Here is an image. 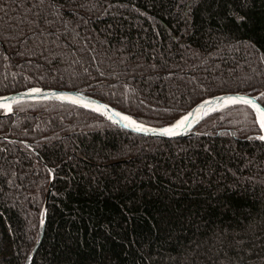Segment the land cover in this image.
I'll use <instances>...</instances> for the list:
<instances>
[{
	"label": "trees",
	"instance_id": "obj_1",
	"mask_svg": "<svg viewBox=\"0 0 264 264\" xmlns=\"http://www.w3.org/2000/svg\"><path fill=\"white\" fill-rule=\"evenodd\" d=\"M30 89L154 128L222 95L264 106V0H0V98ZM196 133L139 137L55 102L0 117V264L35 250L53 173L32 264H264L255 113L227 108Z\"/></svg>",
	"mask_w": 264,
	"mask_h": 264
},
{
	"label": "water",
	"instance_id": "obj_2",
	"mask_svg": "<svg viewBox=\"0 0 264 264\" xmlns=\"http://www.w3.org/2000/svg\"><path fill=\"white\" fill-rule=\"evenodd\" d=\"M34 89L27 90L25 92L15 94V95H9L6 97H1L0 102H3L5 104L11 103L12 101H16V103H12V111L8 112L5 108H0V112H4V116L0 117H6L10 116L14 113V110L16 107L24 105V104H30V103H48V102H55V103H62L69 106H82L90 111H93L97 113L99 116H101L103 119H105L107 122H109L114 127L126 131L128 133L134 134L139 137L144 138H151L156 140H167V141H177V140H186L190 139L192 137L197 136L196 130L209 118H211L216 113L225 110L227 108L236 107V106H244L250 108L256 115V118L258 116V113L254 111V109L248 105L244 104H236V105H225L223 103V100L228 97H246L248 99L255 100L256 104L264 109V106L260 103V97H251L246 95H236V94H230V95H222L214 98L207 99L205 101H211V104H205V101L197 105L194 109H192L190 112H188L185 116H188L187 123L179 129L180 134L178 135H162L164 129L170 128H154L150 126H146L133 118L129 117L128 115L120 112L119 110L113 108L112 106L101 102L83 92L80 91H62V90H46V89H39V92H34ZM60 97H63L64 99H60ZM76 100V103H73L72 101ZM87 105V106H85ZM201 105H204L203 108H201ZM94 109H99V111H96ZM190 114V115H189ZM128 117L130 120L135 121L137 125H142L144 131H136L134 130V126L128 124V121L123 120L122 117ZM184 116V117H185ZM183 117V118H184ZM127 125V126H126ZM172 127V126H171ZM262 135H264V132H262ZM8 142H11L10 139H4ZM264 142V141H263ZM27 147L31 148L33 147L31 144H26ZM54 185H55V174L53 173L52 176V182L50 185L48 197L46 199L45 207H44V221L41 225L40 229V238L39 241L35 247V250L29 257L26 264H32L33 259L38 252L43 239L45 235V229H46V221L49 211V204L50 200L54 191Z\"/></svg>",
	"mask_w": 264,
	"mask_h": 264
},
{
	"label": "snow or ice",
	"instance_id": "obj_3",
	"mask_svg": "<svg viewBox=\"0 0 264 264\" xmlns=\"http://www.w3.org/2000/svg\"><path fill=\"white\" fill-rule=\"evenodd\" d=\"M34 92H39V89H34ZM262 97H264V94H261ZM60 99H64L63 97H60ZM73 103H76V100L72 101ZM12 103H16V101H12L11 103L5 104L3 102H0V108H5L8 112L12 111ZM223 103L225 105H236V104H244V105H248L250 107H252L254 109V111L256 113H258L257 116V123L259 124V128L261 132H264V109H262L261 107H259L255 100L253 99H248L246 97H228L226 99L223 100ZM205 104H211V101H205ZM87 106V105H85ZM204 105H201V108H203ZM96 111H99V109H94ZM190 115V114H189ZM123 120L128 121V124L133 125L134 126V130L136 131H144L143 126L142 125H137V123L135 121L130 120L128 117H122ZM188 121V116H185L184 118H182L181 120L177 121L175 125H173L170 128H166L163 130V132L161 133L162 135H178L180 134L179 129H181ZM127 126V125H126ZM255 139H258L260 141H264V135H259L257 137H255Z\"/></svg>",
	"mask_w": 264,
	"mask_h": 264
}]
</instances>
